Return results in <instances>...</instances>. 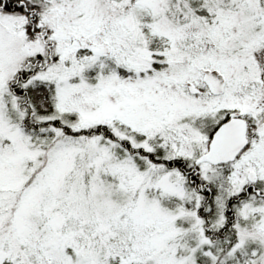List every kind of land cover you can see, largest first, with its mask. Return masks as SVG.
<instances>
[{
  "label": "snow or ice",
  "instance_id": "1",
  "mask_svg": "<svg viewBox=\"0 0 264 264\" xmlns=\"http://www.w3.org/2000/svg\"><path fill=\"white\" fill-rule=\"evenodd\" d=\"M0 264H264V0H0Z\"/></svg>",
  "mask_w": 264,
  "mask_h": 264
}]
</instances>
